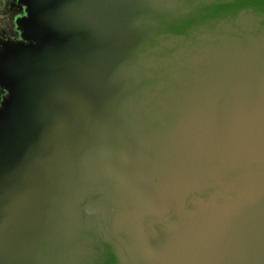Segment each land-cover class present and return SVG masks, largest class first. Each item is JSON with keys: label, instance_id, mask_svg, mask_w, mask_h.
<instances>
[{"label": "water", "instance_id": "95a60500", "mask_svg": "<svg viewBox=\"0 0 264 264\" xmlns=\"http://www.w3.org/2000/svg\"><path fill=\"white\" fill-rule=\"evenodd\" d=\"M40 4L52 11L47 25L62 32L52 69L65 108L104 110L114 135L108 151L100 136L46 117L49 144L19 164L22 187L6 183L0 192V264H96L97 225L85 207L116 182L109 165L145 167L139 189L100 208L104 230L132 264L111 210L170 195L159 213L162 237L144 247L146 264H264V0ZM13 158L0 166L13 169Z\"/></svg>", "mask_w": 264, "mask_h": 264}, {"label": "rangeland", "instance_id": "374dc122", "mask_svg": "<svg viewBox=\"0 0 264 264\" xmlns=\"http://www.w3.org/2000/svg\"><path fill=\"white\" fill-rule=\"evenodd\" d=\"M40 1L0 0V159L14 154L13 169L0 166V192L6 183L17 189L22 187L20 183L24 175L19 164L49 144L43 133L49 124L47 116L55 123H70L76 135L89 132L100 136L101 142L106 140L104 146L107 150L112 148L113 127L109 119L102 118L104 110L87 106L65 108L62 100L64 86H59L61 74L52 69L59 64L58 50L64 49L62 32L47 25V17L52 11L48 4H40ZM50 86L52 91L48 90ZM108 168V178H114L116 182L103 184L107 194L92 195L85 207L97 225L98 239L92 243L94 256L96 264H132L119 242L104 230L100 208L110 200L127 198L125 188L135 186L136 190L139 189L138 177L145 175V167L136 173H120L112 165ZM171 203L173 196L170 195L149 207H114L111 210V223L128 239L141 264H146L143 252L144 247H148L141 229L147 220L156 221L159 213Z\"/></svg>", "mask_w": 264, "mask_h": 264}, {"label": "flooded vegetation", "instance_id": "af4514ba", "mask_svg": "<svg viewBox=\"0 0 264 264\" xmlns=\"http://www.w3.org/2000/svg\"><path fill=\"white\" fill-rule=\"evenodd\" d=\"M88 212L91 211L88 210ZM165 223L166 221H164L163 217H158L156 221H146L145 227H143L146 235L145 238L148 239L152 247H155V244L159 241V238L162 237L161 229L165 226ZM136 259L138 261V264H141L139 258L136 257Z\"/></svg>", "mask_w": 264, "mask_h": 264}]
</instances>
